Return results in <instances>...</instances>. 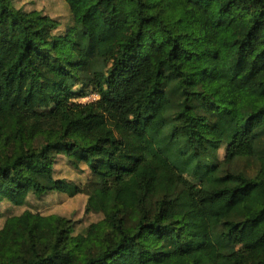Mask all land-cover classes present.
<instances>
[{
	"label": "trees",
	"instance_id": "trees-1",
	"mask_svg": "<svg viewBox=\"0 0 264 264\" xmlns=\"http://www.w3.org/2000/svg\"><path fill=\"white\" fill-rule=\"evenodd\" d=\"M62 2L65 22L0 0V206L83 196L99 219L75 233L56 214L9 215L0 264H264V0ZM225 23L241 31L214 79L185 70ZM236 80L233 102L211 96ZM88 90L96 102H74ZM95 111L114 138L84 145L72 131ZM60 159L86 180L54 177Z\"/></svg>",
	"mask_w": 264,
	"mask_h": 264
},
{
	"label": "rangeland",
	"instance_id": "rangeland-1",
	"mask_svg": "<svg viewBox=\"0 0 264 264\" xmlns=\"http://www.w3.org/2000/svg\"><path fill=\"white\" fill-rule=\"evenodd\" d=\"M62 0H14L17 7L25 9L45 8L54 16L60 17L65 22L67 21V9L62 4ZM241 26L222 24L217 29L206 31L207 41L204 50L200 53L191 52L182 58V64L185 70L199 71L204 70L208 80H213L217 75L220 63L226 61L234 52V46L231 41V36L234 33L240 32ZM9 53V48L0 47V68ZM256 75L253 78V83L264 81V60L257 63ZM240 81L236 80L232 83L229 90L215 89L211 96L221 100L223 103H231L234 101L236 93L239 90ZM98 96L92 90L85 91L82 98L74 100V102L87 104L96 102ZM117 116L127 118L124 108L120 105L116 107ZM76 135L83 140L84 145L93 143L106 144L105 140L114 138V134L106 122V118L100 111H95L94 116L87 121L83 126L76 127L72 131V136ZM223 151L219 152L222 156ZM233 170H245L252 173L254 164L245 160H240L234 163L231 167ZM54 177L66 179L74 183H83L87 177L85 166L80 165L77 169H72L67 165L64 159H60L54 167ZM83 196L68 198L66 196L46 195L41 198L29 197L25 207H13L8 204L0 206V227L5 217L9 215H18L25 210H30L39 214H56L71 220L74 223V232L79 233L88 224L99 219L93 214H85V201ZM176 220L173 209L168 206L163 210V221L170 222Z\"/></svg>",
	"mask_w": 264,
	"mask_h": 264
}]
</instances>
